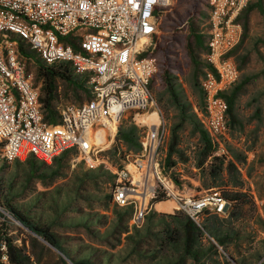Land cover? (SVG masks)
Returning a JSON list of instances; mask_svg holds the SVG:
<instances>
[{
	"label": "built area",
	"instance_id": "obj_1",
	"mask_svg": "<svg viewBox=\"0 0 264 264\" xmlns=\"http://www.w3.org/2000/svg\"><path fill=\"white\" fill-rule=\"evenodd\" d=\"M167 0H0V142L7 161L28 153L50 162L66 148L87 167L99 164L114 174L112 202L132 205L130 225L140 226L158 190L196 222L204 209L224 214L229 202L216 189L197 196H178L174 180L163 169L161 148L168 125L153 95L158 69L152 53L160 9ZM249 0H206L208 67L200 79L204 109L195 107L216 155L227 152L222 140L228 128V103L222 91L236 82L239 69L230 53L242 34L238 15ZM14 33L11 36L9 33ZM18 37L47 62L69 61L87 74L92 95L58 107L59 119L44 118L38 86L18 51ZM69 37L71 41L67 40ZM73 43L77 46H73ZM130 113L141 127V148L112 165L102 154L118 123ZM101 131L103 139H101ZM109 138L108 141L106 138Z\"/></svg>",
	"mask_w": 264,
	"mask_h": 264
},
{
	"label": "trees",
	"instance_id": "obj_2",
	"mask_svg": "<svg viewBox=\"0 0 264 264\" xmlns=\"http://www.w3.org/2000/svg\"><path fill=\"white\" fill-rule=\"evenodd\" d=\"M255 8L262 15L264 25L263 0H249L238 15V20L242 23V34L238 43L230 51L234 58L235 50L247 35L249 14ZM208 13L209 11L207 18ZM206 25L205 30L200 31L192 19L188 24L186 50L193 68L190 86L197 93L195 106L186 97L177 76L169 68H164L162 71L167 104L176 110V120L170 124L169 128L163 169L171 175L174 182H178L171 174L170 167L176 163L173 154H177L181 160L187 158L181 152L178 144L179 130L185 123H189L193 132L199 134L196 166L200 167L202 175L207 177L203 178L202 185L204 187L217 186L221 189V195L229 202L226 212L219 214L206 208L202 211L199 222H196L180 208L173 212H160L151 207L145 216L143 226L130 225L132 205L119 206L112 202L111 191H104L100 195L85 194L88 191L87 185L90 182L97 183V179L101 176L111 183L110 189L114 183L115 174L103 164H99L93 168L80 166L78 170L73 169L69 181L55 183L50 188L37 190L33 199L38 202L44 197L42 208L47 209L48 212H46V216L42 215L43 210L38 214H32L30 208L15 202V197L25 193L31 180H37L48 187L59 177L66 175L64 167L67 164V157L70 153L76 154V148L64 149L56 154L50 162L38 158L33 153H28L24 158L14 159L13 172L0 174V206L2 207L0 216L6 218V214L10 215L32 233L29 243L32 253L38 249L35 258L37 262H42L41 259L45 251L52 253L53 250H56L59 253L57 259L62 264H67V261H71L70 264H118L116 261L118 253L107 248L101 249L99 245H90L77 254L74 247L67 244L64 236L55 229L57 224L68 223L75 227H82L100 243L115 247L122 241L125 242L123 248L127 250L126 257L130 255L137 258L147 257V264H180L185 263L187 259L192 260L195 264H264L261 249L250 246L249 233L251 230L246 226L249 217L254 214L260 221L263 218L258 213H254L256 211L255 201L244 188L237 164L231 159H226V154L216 155L213 153L215 146L195 111V107L200 110L204 109L200 79L209 64L204 54L201 57L200 49H203L204 52L207 49V20ZM9 34L15 36L14 33L10 32ZM66 39L72 42L69 37ZM252 43L257 56L263 63L264 71V53L259 48V44L264 43V35L253 38ZM73 46L77 47L75 43ZM18 51L21 56L27 60L32 59L35 63V80H38L36 86L39 89V100L44 118L49 123H55L59 119V110L58 107L56 108L55 102L59 97L60 81L71 87L75 95L78 96V92L83 91L87 96L86 99L91 97L92 92L87 82V74L76 72L69 61L47 62L35 50L29 48L27 42L20 37H18ZM235 60L236 62L240 61V63L237 62L240 75L242 64L247 60V54H242L239 59L235 58ZM199 75H201L200 78ZM239 75L236 82L221 93L228 103L227 130L242 124L236 113V102L251 76L245 75L239 79ZM159 109L163 116L160 106ZM260 111V108H257L255 115L259 117ZM120 122L115 138L128 149H132L131 152L138 151L141 148L140 128L132 120L125 123ZM1 145L2 142H0V147ZM111 148L116 153L118 146L115 143L109 149ZM78 161L84 164L82 160ZM1 168L2 166H0V170ZM79 198L87 200L86 204H80ZM166 199L163 192L158 190L152 198V202L159 204L160 207L170 206L171 209L173 205ZM95 202L99 208L104 210L103 212L95 208ZM108 211L112 213L111 219H108L109 216L106 213ZM64 215L65 218H62ZM157 225L159 226L156 227ZM148 239L152 242L150 243ZM146 241L149 245L144 247ZM47 242L51 243L53 247ZM251 247H253L252 250ZM247 250L248 253H245ZM212 254L217 257L213 259L215 263L207 260ZM1 256L6 258L7 264H32L29 252L27 253V250L6 234L3 236L0 234V264H4Z\"/></svg>",
	"mask_w": 264,
	"mask_h": 264
},
{
	"label": "rangeland",
	"instance_id": "obj_3",
	"mask_svg": "<svg viewBox=\"0 0 264 264\" xmlns=\"http://www.w3.org/2000/svg\"><path fill=\"white\" fill-rule=\"evenodd\" d=\"M264 2V0H263ZM208 6L206 0H167L163 8L160 9L157 33L152 40V53L157 59L158 69L155 72L151 84L152 92L157 99V104L163 111V117L168 125V135L163 144L162 158L164 159L167 143L169 140V128L170 124L176 120V110L167 104V95L164 93V83L162 78V71L164 68H169L177 76V80L181 83L183 91L186 97L194 104L197 100V93L190 86V78L193 76L192 63L189 59L186 42L188 41V24L192 19L198 26V29L205 30L207 20ZM264 35L263 19L260 12L255 8L249 14L248 20V31L243 41L237 47L234 52L235 58L239 59L242 54H247V60L242 64L240 69L239 79L245 75H250V81L245 85L244 90L240 93L236 102V113L241 119V126L236 128H229L222 137V140L226 146L227 152L226 159L233 160L240 171L241 178L243 179L244 188L249 192L255 201L256 211L262 221L255 217V214L247 221L246 226L251 230L250 246L254 248H260L264 257V71L263 63L257 56L255 49L253 48L252 40L255 37ZM260 50L264 53V43L259 44ZM204 50L200 49V55L203 57ZM237 62L240 63L238 60ZM26 69L32 74L33 84H38V80H35L36 67L32 59L25 60ZM201 75H199V78ZM78 96L75 95L71 87L65 82H59V97L55 102L56 108L61 104L72 101L79 102L87 98L83 91L78 92ZM161 96V98H159ZM260 108L259 117L256 116V109ZM131 114L127 113V117H123L119 122L125 123L131 121ZM141 130V127L138 126ZM118 130V129H117ZM117 133V132H116ZM179 148L181 152L187 158L181 160L177 154H173L175 159V165L171 166V174L178 180L174 182V189L177 191L178 196H197L204 191L209 189H216L220 193L221 189L215 187H204L202 185L203 178L206 179V175H202L200 167L196 166L198 158L197 152L199 148V134L193 132L191 125L185 123L184 126L179 130ZM108 137L106 140L108 141ZM117 144L118 149L116 153L110 148L112 144ZM103 155L108 159L112 165L122 163L126 157L127 152H131L132 149H128L124 144L119 142L116 138L109 143L104 144ZM1 152V148H0ZM74 154H69L67 157V164L64 167L66 175L59 177L53 184L48 187L42 185L37 180H31L29 186L24 194L15 197V202H19L21 206L30 208L32 214H38L39 211L43 210L42 215L46 216L47 209L42 208V201L36 202L33 199V195L37 190H43L52 187L55 183H64L69 181L73 169H79L84 164L73 160ZM23 158V157H22ZM0 174H9L14 171L15 160L5 162L0 154ZM97 183L90 182L87 185L88 191L85 194L88 195H100L102 192L110 191L111 183L106 180L104 176L97 179ZM93 198V197H91ZM80 204H86L85 199L79 198ZM173 202V207L170 206H157L155 208L160 212H173L175 209H179L178 202L173 198L166 199ZM165 200V201H166ZM96 205V202L94 203ZM2 209V207L0 206ZM101 212L104 210L99 208ZM111 219L112 213L106 212ZM6 218L0 216V234L14 239V241L27 250L31 255L32 264H62L57 259L56 250L51 252L45 251L42 256V262L39 263L35 260L38 249H35L32 253L31 246L29 243L32 234L27 228L21 225L18 220L14 219L10 215L6 214ZM65 218V215L62 217ZM145 222V218L142 222V226ZM96 226V225H95ZM157 225L156 227H158ZM55 229L61 233L67 240V244L74 247L75 252L79 254L90 245H99L101 249L107 248L108 250L118 253L116 261L118 264H147L148 258H137L134 255L126 257V249L123 248L124 243L116 245L115 247L108 244H103L97 241V239L91 237L82 227H75L71 224H57ZM5 232V233H4ZM151 243L152 241L148 239ZM148 242H145L144 247L148 246ZM251 247V250L253 249ZM232 249V247H230ZM248 253V250L245 252ZM34 254V255H33ZM216 255L212 254L207 258L212 263ZM4 264H7L6 258L1 256ZM51 259V260H49ZM58 262V263H57ZM67 264L70 262L67 261ZM180 264H195L192 260L187 259L185 263Z\"/></svg>",
	"mask_w": 264,
	"mask_h": 264
},
{
	"label": "bare ground",
	"instance_id": "obj_4",
	"mask_svg": "<svg viewBox=\"0 0 264 264\" xmlns=\"http://www.w3.org/2000/svg\"><path fill=\"white\" fill-rule=\"evenodd\" d=\"M102 137H103V132L101 131V139H103ZM169 202H170V204H173V202L171 200H169ZM157 206H159V204L155 203L156 208H157Z\"/></svg>",
	"mask_w": 264,
	"mask_h": 264
},
{
	"label": "water",
	"instance_id": "obj_5",
	"mask_svg": "<svg viewBox=\"0 0 264 264\" xmlns=\"http://www.w3.org/2000/svg\"><path fill=\"white\" fill-rule=\"evenodd\" d=\"M117 132H118V130H117ZM47 244L53 247V245H52L51 243H48V242H47ZM59 252H60V251H59ZM64 257H65V256H64ZM70 262H71V261H70ZM71 264H72V263H71Z\"/></svg>",
	"mask_w": 264,
	"mask_h": 264
}]
</instances>
